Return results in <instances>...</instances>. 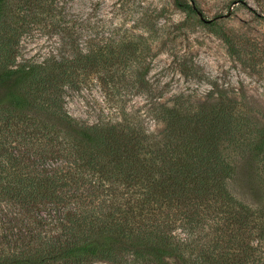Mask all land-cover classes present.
Segmentation results:
<instances>
[{
    "label": "trees",
    "instance_id": "1",
    "mask_svg": "<svg viewBox=\"0 0 264 264\" xmlns=\"http://www.w3.org/2000/svg\"><path fill=\"white\" fill-rule=\"evenodd\" d=\"M26 6L0 0V206L8 235L30 242L0 264H254L264 255V205L231 189L243 179L264 189V115L187 100L159 110L161 134L127 116L77 118L67 91L109 84L103 75L117 58L137 59L141 39L110 34L83 46L79 22L64 20L47 57H24ZM181 6L200 12L195 0ZM200 222L212 230L209 248L180 230Z\"/></svg>",
    "mask_w": 264,
    "mask_h": 264
},
{
    "label": "rangeland",
    "instance_id": "2",
    "mask_svg": "<svg viewBox=\"0 0 264 264\" xmlns=\"http://www.w3.org/2000/svg\"><path fill=\"white\" fill-rule=\"evenodd\" d=\"M183 2L27 0L29 25L20 51L24 57H47L64 36L56 32L64 20L79 22L83 46L110 34L141 39L137 59L124 65L117 58L116 68L103 75L109 84L93 79L67 91L69 112L89 122L127 116L144 132L161 134L159 110L181 108L187 100L210 105L221 99L227 107L264 115V0H195L200 12L184 10ZM231 189L247 202L264 205V189L247 179L233 183ZM4 210L0 206V260L18 254L30 242L17 230L8 235ZM204 222L193 227L185 223L180 230H188L195 243L209 248L214 239ZM253 260L264 262V255Z\"/></svg>",
    "mask_w": 264,
    "mask_h": 264
}]
</instances>
